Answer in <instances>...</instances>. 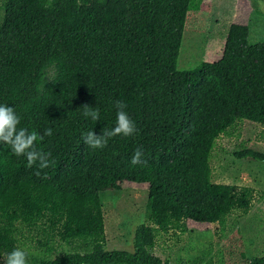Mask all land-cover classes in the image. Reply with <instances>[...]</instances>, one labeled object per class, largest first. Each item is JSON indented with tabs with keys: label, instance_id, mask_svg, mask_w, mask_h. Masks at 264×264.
Wrapping results in <instances>:
<instances>
[{
	"label": "trees",
	"instance_id": "obj_1",
	"mask_svg": "<svg viewBox=\"0 0 264 264\" xmlns=\"http://www.w3.org/2000/svg\"><path fill=\"white\" fill-rule=\"evenodd\" d=\"M194 1L0 0V104L15 108L19 127L53 132L37 141L46 169L0 143V259L26 230L40 253L28 264H170L152 254L158 234L183 233L191 214L246 215L253 189L210 182L207 158L233 123L264 128V40L249 43L248 27L231 24L217 60L177 69ZM117 100L136 132L89 148L82 134L113 128ZM85 105L98 121L82 116ZM138 147L146 163L132 165ZM233 156L264 162L250 149ZM124 182L147 185L144 223L131 252L107 251L97 197ZM57 241L73 250L51 258Z\"/></svg>",
	"mask_w": 264,
	"mask_h": 264
},
{
	"label": "rangeland",
	"instance_id": "obj_2",
	"mask_svg": "<svg viewBox=\"0 0 264 264\" xmlns=\"http://www.w3.org/2000/svg\"><path fill=\"white\" fill-rule=\"evenodd\" d=\"M1 18L0 10V22ZM231 24L248 27L249 43L264 40V11L257 7V0H200L198 10L186 15L177 69L217 60ZM263 135V127L237 121L216 136L207 158L210 182L253 189L254 199L246 215L233 212L221 222L214 215H188L183 233L172 230L156 236L154 256L170 264H246L264 255V162L233 156L242 149L264 154ZM146 194V184L126 182L98 194L105 250H133L134 229L144 223ZM28 238L23 230L17 237L18 249L37 261L40 253ZM54 246L51 258L73 250L58 241Z\"/></svg>",
	"mask_w": 264,
	"mask_h": 264
},
{
	"label": "clouds",
	"instance_id": "obj_3",
	"mask_svg": "<svg viewBox=\"0 0 264 264\" xmlns=\"http://www.w3.org/2000/svg\"><path fill=\"white\" fill-rule=\"evenodd\" d=\"M53 0H45L44 8L52 7ZM257 7L264 11V0H257ZM117 109L115 126L111 129H104L100 135L93 131L83 133V143L92 149H103L107 146L108 141L117 136L130 137L136 132V125L125 111L127 104L124 101L117 100L114 104ZM82 116L91 118L93 121H98L100 117L99 109L82 107ZM21 123L20 116L16 113L14 107H9L6 104H0V143L10 146L11 152L16 157H24L27 167L36 166L38 169H46L50 166V153H45L37 148V141H43L44 137L53 134L51 128L44 130L43 135H40L35 130H29L25 127H19ZM144 152L142 148H137L131 157L132 165L145 164L143 159ZM36 175H40L37 171ZM46 178V175L45 177ZM2 264H28L27 254L21 249H14L6 253L5 258L0 259Z\"/></svg>",
	"mask_w": 264,
	"mask_h": 264
}]
</instances>
